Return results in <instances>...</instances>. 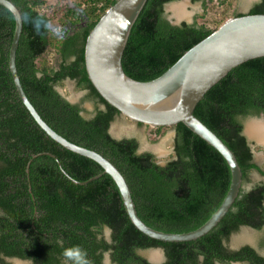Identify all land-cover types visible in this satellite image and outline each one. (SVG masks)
Instances as JSON below:
<instances>
[{
    "label": "trees",
    "instance_id": "16d2710c",
    "mask_svg": "<svg viewBox=\"0 0 264 264\" xmlns=\"http://www.w3.org/2000/svg\"><path fill=\"white\" fill-rule=\"evenodd\" d=\"M29 13L17 49L21 85L42 119L59 135L107 158L125 177L141 220L165 233L184 234L203 226L227 196L231 169L225 158L183 124L175 130L174 154L160 165L150 152L139 153L136 138L115 139L110 134L119 112L101 98L88 79L85 45L105 12L118 0H9ZM179 0H148L135 22L122 64L127 76L149 82L163 75L185 52L215 31L209 24L173 25L165 6ZM202 2L205 12L215 3L221 9L230 0ZM264 14V0L246 14ZM216 28L225 22L226 14ZM57 21L58 30L46 27ZM15 18L0 6V264L17 258L29 264H64L63 249L79 246L88 264H154L139 251L161 249V264H264V257L245 245L230 250L228 243L244 227L264 228V182L243 188L232 208L206 236L191 242L153 240L131 223L118 187L94 161L66 150L35 122L20 100L9 69ZM53 29V28H52ZM59 56L57 68L38 60L47 52ZM76 82L95 102L86 118L80 104L68 101L57 89ZM194 115L233 152L243 184L252 171L264 177L253 162L243 135L244 120L264 116V58L242 64L216 84L198 104ZM153 128L151 142L164 135ZM43 155L28 164L33 156ZM110 231V237L105 235ZM62 242V243H61Z\"/></svg>",
    "mask_w": 264,
    "mask_h": 264
},
{
    "label": "water",
    "instance_id": "95a60500",
    "mask_svg": "<svg viewBox=\"0 0 264 264\" xmlns=\"http://www.w3.org/2000/svg\"><path fill=\"white\" fill-rule=\"evenodd\" d=\"M147 1L118 0L105 12L86 40V72L101 98L119 112L115 121H128L150 128H169L183 124L225 158L232 174L229 192L215 214L195 231L173 234L146 225L138 215L131 190L122 173L107 158L96 151L69 142L42 119L29 101L17 70V49L23 32V23H18L16 19L9 53V69L20 100L38 126L66 150L96 162L103 169L102 174L87 182L76 181L62 170L65 176L77 185H86L104 174L109 175L118 187L131 223L138 231L160 242H191L206 236L218 226L243 188L242 171L237 158L224 142L194 115V111L205 95L232 70L251 60L264 58V14L243 15L225 21L212 34L185 52L163 75L149 82H140L127 76L122 59L131 30ZM0 6L8 11H20L9 0H0ZM184 19L175 17V21L169 20L173 25L192 22L188 18L182 21ZM68 101L73 103L71 100ZM251 123L264 125V121L252 120L245 124L243 135L252 149L254 144L264 147V144L248 135L247 127ZM110 134L112 135L111 131ZM112 137L117 140L123 139L115 134ZM43 155L57 160L49 153L35 155L28 164V172L32 161ZM149 260L160 264L164 258L154 260L150 257Z\"/></svg>",
    "mask_w": 264,
    "mask_h": 264
},
{
    "label": "rangeland",
    "instance_id": "374dc122",
    "mask_svg": "<svg viewBox=\"0 0 264 264\" xmlns=\"http://www.w3.org/2000/svg\"><path fill=\"white\" fill-rule=\"evenodd\" d=\"M45 1L54 4L56 1H61V0H45ZM223 1H228V0H223ZM230 2L232 5L228 8L225 7L221 9V7L219 8L218 5L215 3L210 7L208 12H205L202 2L193 3L192 0H179L177 2L166 5L165 14L168 19L175 21V16L173 12L170 10V7L173 4H179V5L182 4L184 7V12H186L187 14L186 18L182 21H186L187 18L190 19V21L192 22L194 20H197L199 23L209 24L211 27L215 28L216 30L218 27L216 28V25L214 24L222 20L224 18L223 16L224 14L227 15V17H225L224 19L225 21H227L233 18L237 14V12L247 13L248 10L255 3L258 2V0H230ZM52 28L58 29L57 21H53ZM59 62H60L59 56L53 51H49L42 58L38 60V67L41 68L43 64L48 63L51 64L54 68H57ZM57 89L66 99L71 100L74 104H80L83 107L84 117L86 118L90 117L95 111V102L92 99L87 98L86 91H82L78 89L76 82L67 80L66 82L63 83L62 86H59ZM252 120L256 122L264 121V116L260 115L258 117L247 118L246 120H244V126L245 124H247ZM152 129L153 128L136 125L128 121H118V122L114 121L112 123L110 131L112 135L115 134L119 138H124V137L137 138L140 143L139 153L150 152L155 156V158L157 159L160 165H165L174 154L175 130L172 127L169 128L167 127L165 129L164 135L160 137L156 143H153L151 142L152 138L150 137V132ZM254 145L255 146L253 149L256 160L259 164H261V166L264 167V147L258 144H254ZM149 148L150 150H148ZM251 176H252V182L251 184H246L245 185L246 188H249L252 185H256L264 181V179L257 173H253ZM250 232L251 231H248V229L244 228L239 233L234 234L228 243L229 248L235 250L247 244L248 245L256 244L254 240H249L252 234H254V232L251 233ZM105 235L107 238L110 237V231L108 229L106 230ZM139 253L147 259H149L152 254L159 253L158 256L160 255L159 256L160 259H163V252L162 250L159 249L144 250V251H140ZM19 264H28V263L19 260ZM105 264H112L108 255L105 257Z\"/></svg>",
    "mask_w": 264,
    "mask_h": 264
},
{
    "label": "clouds",
    "instance_id": "9594fccd",
    "mask_svg": "<svg viewBox=\"0 0 264 264\" xmlns=\"http://www.w3.org/2000/svg\"><path fill=\"white\" fill-rule=\"evenodd\" d=\"M9 14L13 16L18 23H25L29 13L9 10ZM47 28L53 31H59L58 29H52L51 24L46 25ZM62 243V242H61ZM62 255L64 257V264H88L86 259V253L77 245L67 247L63 249Z\"/></svg>",
    "mask_w": 264,
    "mask_h": 264
},
{
    "label": "flooded vegetation",
    "instance_id": "af4514ba",
    "mask_svg": "<svg viewBox=\"0 0 264 264\" xmlns=\"http://www.w3.org/2000/svg\"><path fill=\"white\" fill-rule=\"evenodd\" d=\"M258 2H259V0H258ZM174 3V2H173ZM251 9V8H250ZM249 9V10H250ZM248 10V11H249ZM174 14V13H173ZM185 14H186V12H185ZM237 14H246V12H237ZM236 14V15H237ZM187 15V14H186ZM134 138V137H133ZM175 138V137H174ZM137 139V138H136ZM139 141V140H138ZM249 143V142H248ZM249 145H250V143H249ZM250 147H251V145H250ZM251 150H252V152H253V155H254V157H253V162L255 163V164H257L258 166H260V167H262L263 168V170H264V167L263 166H261V164H259L258 162H257V160H256V157H255V154H254V150L252 149V147H251ZM253 173H257L258 174V172H255V171H252L251 173H250V176H249V179H250V181L248 182V183H245V184H243V189L244 190H246V191H249V190H251L253 187H255V185H252L251 187H249V188H246L245 187V185L246 184H251V182H252V174ZM260 175V174H259ZM261 176V175H260ZM263 179H264V177L263 176H261ZM264 182V181H263ZM244 228H246V227H244ZM243 228V229H244ZM246 229H248V231H251V232H254V234H252V236L250 237V240H254L255 242H256V244H252V245H250L249 244V246H251L252 248H254L255 250H256V252L260 255V256H262V257H264V228L261 230V231H255V230H253V229H250V228H246ZM242 230V229H241ZM250 232V233H251ZM254 235V236H253ZM248 245V244H247ZM245 246V245H244ZM243 247V246H242ZM241 248V247H240ZM230 249V248H229ZM230 250H232V249H230ZM235 250H238V249H235ZM260 250H263V251H260ZM140 252V251H139ZM163 252V251H162ZM141 255V254H140ZM142 256V255H141ZM144 257V256H143ZM163 258H164V253H163ZM165 259V258H164ZM149 260V259H148ZM5 261L8 263V264H19V259H17V258H6L5 259ZM150 261V260H149ZM24 262H26V261H24ZM151 262V261H150ZM164 262V261H163ZM162 262V263H163ZM28 263V262H27ZM29 264V263H28ZM155 264V263H154ZM161 264V263H160Z\"/></svg>",
    "mask_w": 264,
    "mask_h": 264
},
{
    "label": "bare ground",
    "instance_id": "6f19581e",
    "mask_svg": "<svg viewBox=\"0 0 264 264\" xmlns=\"http://www.w3.org/2000/svg\"><path fill=\"white\" fill-rule=\"evenodd\" d=\"M170 10L174 13V16L177 17L178 19L186 18V14L184 12V7L182 4H173L170 7ZM247 133L250 137L253 139H256L258 142L264 144V125L259 124V123H251L247 127ZM163 152V151H162ZM162 154V153H161ZM246 234V233H245ZM247 235V234H246ZM244 235V236H246ZM243 236V237H244ZM239 237V236H238ZM241 237V236H240ZM248 237V236H247ZM237 238V237H236ZM238 239V238H237ZM241 239V238H240ZM246 239V238H245ZM248 239V238H247ZM250 240V238H249ZM237 241V240H236ZM159 253H154L151 255L152 259H160V255L158 256Z\"/></svg>",
    "mask_w": 264,
    "mask_h": 264
}]
</instances>
